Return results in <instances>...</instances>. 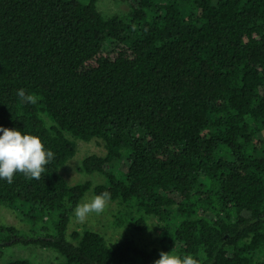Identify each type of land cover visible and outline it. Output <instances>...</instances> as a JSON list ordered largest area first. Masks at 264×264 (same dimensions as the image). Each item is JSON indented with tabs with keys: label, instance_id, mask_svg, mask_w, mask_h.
<instances>
[{
	"label": "trees",
	"instance_id": "obj_1",
	"mask_svg": "<svg viewBox=\"0 0 264 264\" xmlns=\"http://www.w3.org/2000/svg\"><path fill=\"white\" fill-rule=\"evenodd\" d=\"M97 1L0 0V127L55 154L40 180H0V205L38 230L0 223V251L37 245L63 257L51 264H154L171 251L264 264V0H128L108 18ZM21 88L38 102L22 103ZM69 136L103 140L105 155L79 170L104 183L60 174L76 152ZM89 190L110 192L136 230L162 222L158 246L89 229L68 238Z\"/></svg>",
	"mask_w": 264,
	"mask_h": 264
},
{
	"label": "rangeland",
	"instance_id": "obj_2",
	"mask_svg": "<svg viewBox=\"0 0 264 264\" xmlns=\"http://www.w3.org/2000/svg\"><path fill=\"white\" fill-rule=\"evenodd\" d=\"M76 1L80 3L87 2V0ZM96 6L105 18L114 15L123 16L130 10L128 0H98ZM69 138L75 142L76 152L59 169L60 174L71 185L83 183L87 180L91 182L92 186L104 183L106 178L102 174H86L79 170L84 158L91 155H105L106 149L103 140L94 138L90 141H83L77 138L74 139L71 136ZM121 172V170L115 169L113 175L119 179ZM93 196L92 190H89L82 198L80 204L91 200ZM119 208L121 206L117 202L109 201L108 207L103 214L99 216L93 214L84 223L77 222L73 212L68 225V238L73 231L82 232L84 229H89L102 235L108 244L123 239H130L139 247H146L147 249L157 247L163 223L154 217H147L145 220L146 228L141 231L136 230L132 225L119 219ZM0 223L17 228L25 238H33L38 233V230L27 219L21 217L19 212L16 213L3 205H0ZM7 243L8 246L6 245V247L2 248V252L0 251V264H6L11 260L17 259L29 260L30 264H51L63 260V257L52 249L41 248L33 244ZM261 260L264 262L263 258Z\"/></svg>",
	"mask_w": 264,
	"mask_h": 264
},
{
	"label": "clouds",
	"instance_id": "obj_3",
	"mask_svg": "<svg viewBox=\"0 0 264 264\" xmlns=\"http://www.w3.org/2000/svg\"><path fill=\"white\" fill-rule=\"evenodd\" d=\"M22 103L36 104L38 97L35 94H26L21 88L16 93ZM0 180L12 184L16 174H22L29 179L40 180L51 163L55 154L45 149L38 136L27 135L15 129L0 127ZM111 199L110 192L95 195L91 200L76 205L74 215L79 223H84L93 214H103ZM154 264H200L192 255L183 257L173 252H160L159 259Z\"/></svg>",
	"mask_w": 264,
	"mask_h": 264
}]
</instances>
